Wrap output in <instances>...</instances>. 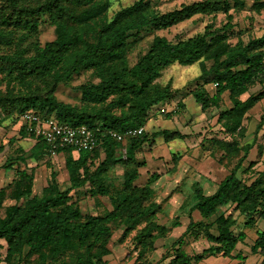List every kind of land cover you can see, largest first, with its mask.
Listing matches in <instances>:
<instances>
[{
  "label": "trees",
  "instance_id": "trees-1",
  "mask_svg": "<svg viewBox=\"0 0 264 264\" xmlns=\"http://www.w3.org/2000/svg\"><path fill=\"white\" fill-rule=\"evenodd\" d=\"M158 1L137 0L107 19L110 0H0V85L3 80L7 83L5 91L0 88L1 119L16 114L22 120L24 113L32 111L45 118L54 117L62 124H86L96 130L99 142L91 151L58 149L66 153L71 181L67 189L60 187L52 170L47 185L40 193H33L34 171L21 165L14 167L13 181L0 187V239L6 242L5 254L0 243V264H108L113 229L125 226L126 235L144 223L136 237L139 264L140 259L157 250L159 238L181 225L180 216L174 217L171 224L156 220L161 206L152 200V179L144 185L135 183L140 177L139 167L145 164L137 154L153 140L146 130L150 112L181 92L170 82L158 81L163 71L175 63H199L196 87L183 97L191 94L203 110L220 105L224 93H229L232 106L220 111L218 122L233 140L214 139L211 148L231 157L244 150V155L220 181L215 193L207 195L201 185L194 184L196 203L191 210H196L200 219L190 215L186 231L172 244L174 256L169 264H199L217 255L246 258L235 251L248 236L246 228L264 220V170L251 182L238 175L252 144L240 146L234 137L244 131L246 113L264 97L263 90L245 100L241 98L252 85L264 83V36L232 44L228 41L230 22L222 27L209 23L203 33L175 42L156 34L146 52L130 65L129 39L142 29L165 30L198 14L228 12L233 6L244 5L242 0H197L161 11ZM259 5L264 6V1ZM42 21L55 27V38L45 44L39 41ZM83 70H93L98 78L79 86L83 105L59 100L57 86ZM209 85H213L214 92ZM140 127L143 133L126 142V157L117 158L122 143L105 132ZM20 134L34 138L35 144L28 151L18 147L20 153L8 159L6 167L51 154L50 145L26 132L24 123ZM163 135L166 140L181 136L169 129ZM96 158L101 161L91 171ZM119 161L125 166L124 180L116 187L107 182V172ZM254 165L251 161L243 171ZM88 183L92 194L110 198L112 209L101 215L82 212L71 191ZM8 199L14 203H6ZM239 216L245 221L243 228L235 232ZM190 234L194 239L203 236L209 245L201 252H187L183 244ZM251 252L259 254L260 264H264V230L257 229ZM147 262L153 264L148 258Z\"/></svg>",
  "mask_w": 264,
  "mask_h": 264
},
{
  "label": "rangeland",
  "instance_id": "rangeland-1",
  "mask_svg": "<svg viewBox=\"0 0 264 264\" xmlns=\"http://www.w3.org/2000/svg\"><path fill=\"white\" fill-rule=\"evenodd\" d=\"M137 0H110L107 10V19H112L114 14L121 8L131 5ZM197 0H159L158 8L161 11H169L180 7L183 3ZM233 2L232 0H230ZM244 5L233 6L228 12L219 11L213 14H198L165 30L152 31L149 28L142 29L138 34L129 39L127 58L130 65L136 63L140 55L149 48L153 36L163 35L170 41H177L180 38H188L196 34L203 33L205 26L213 23L216 27H222L230 22L228 41L232 44L238 41L248 42L252 39L264 36V6L259 5L264 0H242ZM233 4V3H232ZM231 16V19L229 18ZM223 31V30H222ZM55 38V27L50 22L42 21L40 25L39 41L45 44ZM200 74L199 63L184 66L175 63L166 68L158 81L162 84L170 82L173 88L181 89L173 100L166 102L161 108L157 107L150 112V117L146 123V130L153 139L144 146L137 154L140 162L145 164L139 167L140 177L136 180L137 185H144L152 179L151 186L154 189L152 200L161 206L156 213V220L162 224H171L174 217L180 216L181 225L173 228L166 236L159 238L157 250L148 257V254L140 259L139 264H148V260L153 264H169L173 258L172 244L182 235L189 224L190 215L193 219L199 220L200 214L192 207L196 203L194 184L198 183L203 187L207 195L216 192L220 181L237 164L239 158L244 155V150L238 155L231 157V154L224 152H213V140L232 141L233 136L228 133L221 123L218 122V115L221 110L232 106L229 93L225 92L223 100L218 106H212L203 110L195 98L190 94L185 97L187 91L196 87V81ZM2 75H0V78ZM89 81H98L93 70H83L75 75L67 83H60L56 88V97L73 105H83L81 101V91L79 86ZM6 81L0 85L5 91ZM214 92L213 85L208 86ZM264 90V83L252 85L247 92L242 94V99H247L251 95H256ZM181 100V105L179 104ZM169 114V115H168ZM3 114H0V119ZM261 127L258 125L261 123ZM22 120L14 114L8 118L0 120V187L6 186L13 181L16 176L14 167L21 165L34 171L35 179L33 193H40L47 185L52 170L56 172L57 181L62 189L71 186L69 173L66 168V153L57 152L55 155H46L40 160L29 158L27 162H14L13 167H6L4 163L10 158H16L18 147L25 151L31 149L35 144V139L20 134ZM244 131L237 133L234 137L239 141V145L252 144L247 158L238 169V175L251 182L257 174L264 170V97L261 98L245 115L242 124ZM169 129L178 131L180 137L166 140L163 131ZM217 142V141H215ZM126 143L118 148L117 158L126 157ZM75 155V152H74ZM122 158V159H123ZM103 159V158H102ZM96 158L90 166L94 171L100 163ZM251 161H255L252 168H247ZM125 166L122 161L114 164L107 172V182L116 187H120L124 180ZM154 175V176H152ZM264 176V175H263ZM154 178V180H153ZM90 184H86L71 191L73 200L77 202L84 214L101 215L112 209L110 198L102 194H92ZM6 203H14L7 200ZM237 215V213H234ZM245 218L238 217V225L234 228L238 232L243 228ZM144 223L137 226L126 235H123L125 226L115 227L109 240L108 247L111 254L106 258L109 264H136V258L140 247L137 245V234ZM257 229L264 230V220L258 221L256 226L246 228L248 233L247 242L239 244L242 250H246L245 264H260L261 256L251 253V245L257 237ZM202 235V234H201ZM4 245L3 252H6V242L0 239ZM184 248L189 253L201 252L209 245L206 238L194 239L193 235H187ZM166 257L163 258V255ZM233 259V258H232ZM231 258L211 256L199 264H230Z\"/></svg>",
  "mask_w": 264,
  "mask_h": 264
},
{
  "label": "built area",
  "instance_id": "built-area-1",
  "mask_svg": "<svg viewBox=\"0 0 264 264\" xmlns=\"http://www.w3.org/2000/svg\"><path fill=\"white\" fill-rule=\"evenodd\" d=\"M21 119L26 132L41 137L50 145L52 155L57 154L60 148L71 147L75 149V152H81L91 151L98 147L96 130L86 124L78 126L62 124L54 117L45 118L32 111L24 113ZM143 131V127L129 129L124 132L109 130L105 132V135H110L120 143H126L129 137L139 135Z\"/></svg>",
  "mask_w": 264,
  "mask_h": 264
},
{
  "label": "crops",
  "instance_id": "crops-1",
  "mask_svg": "<svg viewBox=\"0 0 264 264\" xmlns=\"http://www.w3.org/2000/svg\"><path fill=\"white\" fill-rule=\"evenodd\" d=\"M248 234V233H247ZM247 238H248V236H247ZM247 238H246V240H245V242L244 243H246L247 242ZM244 243H242V244H244ZM242 252L243 254L246 252V250H242L240 247H239V244H238V246H237V250L235 251V253H238V252ZM252 253V252H251ZM244 255H246V254H244ZM211 257V256H210ZM220 257H222V256H220ZM246 257H247V255H246ZM228 258V257H227ZM232 259V258H231ZM261 260H262V257H261ZM261 260H259L260 262H261ZM245 262L246 261H240V260H237V259H235V258H233L232 260H231V263L230 264H245ZM259 262V263H260ZM108 264H109V261H108Z\"/></svg>",
  "mask_w": 264,
  "mask_h": 264
}]
</instances>
